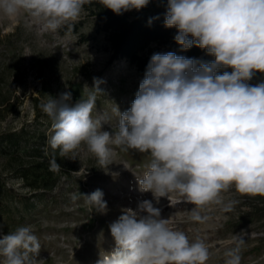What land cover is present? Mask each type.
I'll return each instance as SVG.
<instances>
[{
  "label": "clouds",
  "instance_id": "clouds-1",
  "mask_svg": "<svg viewBox=\"0 0 264 264\" xmlns=\"http://www.w3.org/2000/svg\"><path fill=\"white\" fill-rule=\"evenodd\" d=\"M116 15L139 11L150 0H99ZM92 0H0L7 17L26 14L53 32L80 15ZM151 23V21H149ZM166 28H176L174 40L183 50L196 46L214 57L210 62L154 53L139 83L135 99L121 112L115 132L102 130L106 114L93 118L98 95L93 78L88 98L71 105V91L42 103L53 120L48 144L60 156L86 145L102 166L111 165L110 144L122 151L149 153L148 170L138 178L139 191L167 197L178 191L192 208L191 219L204 223L200 210L222 204L221 193L233 185L241 194L264 196V82L250 85L264 73V0H167ZM221 68H231L218 74ZM61 170L55 154L50 171ZM95 211L107 214L104 193H80ZM77 197H73L76 199ZM231 205H225L229 211ZM169 219L151 200L122 209L109 225L114 247L101 252L96 264H206L210 257L203 239L190 241L185 232L168 226ZM224 252L225 264H241L244 239ZM41 244L32 227L18 226L0 238V264H38Z\"/></svg>",
  "mask_w": 264,
  "mask_h": 264
},
{
  "label": "rangeland",
  "instance_id": "rangeland-1",
  "mask_svg": "<svg viewBox=\"0 0 264 264\" xmlns=\"http://www.w3.org/2000/svg\"><path fill=\"white\" fill-rule=\"evenodd\" d=\"M206 56H210L205 53ZM109 52L95 19L85 11L57 31L35 23L26 14L7 17L0 12V238L18 226H31L41 244L38 264H96L101 252L114 247L109 225L122 209H136L151 200L169 219L168 226L185 232L190 241L204 240L210 257L206 264H225L224 252L235 246L236 235L244 239L241 264H264L263 232L250 226L237 230L226 226L240 212L241 193L233 185L221 193L222 204L200 210L204 223L191 219L194 205L178 191L160 197L139 191L137 177L151 162L149 153L122 151L110 144L111 165L101 168L98 158L82 144L75 153L60 156L48 144L53 120L42 103L71 91V105L88 98L93 78L103 81L92 116L106 114L102 130L116 131L118 118L112 109L127 110L138 91L141 77L134 66L121 60L108 63ZM256 72L251 80L262 81ZM13 134L18 146L2 140ZM55 154L61 170L50 171ZM96 189L104 193L107 214H102L80 195ZM40 195H44L38 199ZM77 197L73 199V197ZM35 209L26 213V204ZM231 205L224 211L225 205ZM8 231V232H5ZM2 260V257H0Z\"/></svg>",
  "mask_w": 264,
  "mask_h": 264
},
{
  "label": "trees",
  "instance_id": "trees-1",
  "mask_svg": "<svg viewBox=\"0 0 264 264\" xmlns=\"http://www.w3.org/2000/svg\"><path fill=\"white\" fill-rule=\"evenodd\" d=\"M167 0H150L143 9H135L116 15L110 9L104 8L99 0L85 4L83 11L93 17L97 23L98 30L103 34L107 50L109 52L108 63L125 60L135 67L141 80L144 77L146 66L154 53L173 52L178 56L194 58L202 62L214 60L213 56H206V50L196 46L183 50L174 40L177 34L176 28L164 26ZM151 21V23H149ZM231 72V68H221L218 74ZM263 80H250V85H257ZM2 140L8 146L17 147L18 140L13 134L4 136ZM44 195H40L38 199ZM243 201L240 212L233 221H228L229 229L237 230L243 226H250L255 232L264 233V196H251L241 194ZM26 204V213L35 209V205ZM8 232V231H5ZM264 241V234L259 236Z\"/></svg>",
  "mask_w": 264,
  "mask_h": 264
}]
</instances>
